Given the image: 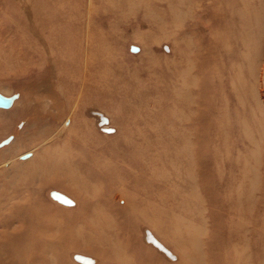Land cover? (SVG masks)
Segmentation results:
<instances>
[{"label": "rangeland", "instance_id": "374dc122", "mask_svg": "<svg viewBox=\"0 0 264 264\" xmlns=\"http://www.w3.org/2000/svg\"><path fill=\"white\" fill-rule=\"evenodd\" d=\"M263 50L264 0H0V264H264Z\"/></svg>", "mask_w": 264, "mask_h": 264}, {"label": "water", "instance_id": "95a60500", "mask_svg": "<svg viewBox=\"0 0 264 264\" xmlns=\"http://www.w3.org/2000/svg\"><path fill=\"white\" fill-rule=\"evenodd\" d=\"M18 98V95H13V96H5L2 93H0V108L2 109H9L13 106L14 102L16 101V99ZM11 140V138L7 139L6 141H4L2 144L0 145H4L6 143H8ZM51 196L54 200H56L57 202L63 204V205H67V206H71L74 204V202L67 197L66 195L57 192V191H52L51 192ZM146 239L148 240L149 243L153 244L154 246H157L158 249L160 251H162V253H166L167 256L169 258H171V260H173V257L170 256V253L167 249H165V247H163V245L158 244V242L156 240H152L151 237H146ZM83 263H87L86 258H81ZM92 260V259H91Z\"/></svg>", "mask_w": 264, "mask_h": 264}, {"label": "bare ground", "instance_id": "6f19581e", "mask_svg": "<svg viewBox=\"0 0 264 264\" xmlns=\"http://www.w3.org/2000/svg\"><path fill=\"white\" fill-rule=\"evenodd\" d=\"M191 5H192V4H191ZM181 11H182V10H181ZM184 13H185V12H184ZM184 13H183V14H184ZM183 14H182V15H183ZM185 16H186V15H185ZM181 17H182V16H181ZM183 17H184V16H183ZM180 19H181V18H180ZM183 19H184V18H183ZM183 19H182V20H183ZM245 35H246V34H245ZM246 37H247V35H246ZM244 40H245V39H244ZM244 42H245V41H244ZM246 48H247V47H246ZM244 51H245V50H244ZM263 51H264V50H263ZM184 56H185V55H184ZM186 57H187V56H186ZM257 62H258V61H257ZM255 63H256V62H255ZM183 65H184V64H183ZM184 67H185V66H184ZM191 69H192V68H191ZM191 69H190V70H191ZM181 71H182V70H181ZM256 73H257V72H256ZM191 77L194 78L192 75H191ZM185 78H186V77H185ZM250 78H251V77H250ZM256 78H257V76H256ZM189 79H190V78H189ZM193 80H194V79H193ZM194 82H195V81H194ZM247 83H248V81H247ZM256 85H257V84H256ZM189 86H190V85H189ZM191 86H192V85H191ZM182 87H183V86H182ZM248 87H249V86H248ZM255 87H256V86H255ZM185 88H186V87H185ZM241 88H242V86H241ZM247 89H249V88H247ZM249 90H250V89H249ZM256 90H257V89H256ZM244 91H246V89H245ZM242 94H243V92H242ZM239 95H240V94H239ZM258 95H259V94H258ZM242 97H243V96H242ZM259 99H260V98H259ZM244 108H245V107H244ZM242 110H243V109H242ZM183 111H184V110H183ZM185 114H187V113H185ZM187 116H188V114H187ZM252 117H253V116H251V118H252ZM253 118H254V117H253ZM187 119H188V118H187ZM254 119H255V118H254ZM184 121H185V120H184ZM185 137H186V136H185ZM185 140H186V139H185Z\"/></svg>", "mask_w": 264, "mask_h": 264}]
</instances>
